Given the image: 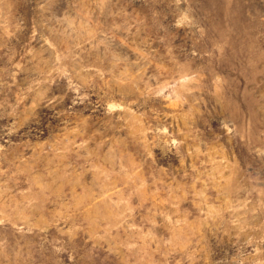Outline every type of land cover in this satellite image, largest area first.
Here are the masks:
<instances>
[{"label":"rangeland","instance_id":"374dc122","mask_svg":"<svg viewBox=\"0 0 264 264\" xmlns=\"http://www.w3.org/2000/svg\"><path fill=\"white\" fill-rule=\"evenodd\" d=\"M0 264H264V0H0Z\"/></svg>","mask_w":264,"mask_h":264}]
</instances>
